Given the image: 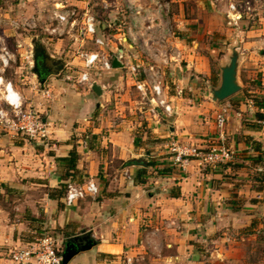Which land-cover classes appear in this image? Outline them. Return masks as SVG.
Listing matches in <instances>:
<instances>
[{"label": "crops", "instance_id": "1", "mask_svg": "<svg viewBox=\"0 0 264 264\" xmlns=\"http://www.w3.org/2000/svg\"><path fill=\"white\" fill-rule=\"evenodd\" d=\"M101 1L107 6V1ZM135 1L126 0L131 5ZM77 3L85 7L86 1ZM115 14H108L111 20ZM129 18L128 33L137 40L147 32L142 21L150 17ZM197 22L187 27L182 21L180 30L186 38L174 45L185 60L166 67L172 116L155 115L145 107L140 111L143 122H139L135 107L139 94L132 91L136 79L129 67L143 60L137 42L116 33L111 55H105L112 63L117 58L123 67L110 70L114 75L109 83L91 82V86H101V96L85 88L78 91V86L57 81L52 74L40 85L54 89L52 102L40 110L51 124L49 144L0 130V264H19L11 259V251L25 248L50 230L64 247L69 237L81 246L92 243L69 264H254L250 261L258 260L255 247L264 244V108L259 106L264 79H242L246 89L222 102L205 96L204 85L211 92L221 84V69L230 55L222 57L219 72L212 73L203 47L190 48L200 30ZM113 25L110 21L100 27L108 31ZM263 53L257 62L264 75ZM245 59L240 53V66ZM14 63L2 74L8 81L11 69L23 76L22 66ZM14 86L29 102L32 92L18 81ZM179 90L183 92L177 96ZM224 109L226 144L236 152L235 159L210 168H200L196 162L185 168L174 164L169 148L175 139L199 146L219 142L215 118ZM83 140L87 149L81 146ZM73 150L79 155L74 178L60 161ZM136 158L153 164L149 166L153 170L138 178L145 166L132 165ZM71 179L80 183L94 179L99 196L72 206L65 204L64 197L50 196L51 190ZM19 195L25 196L24 204L19 206L14 200L8 208L9 200Z\"/></svg>", "mask_w": 264, "mask_h": 264}, {"label": "rangeland", "instance_id": "2", "mask_svg": "<svg viewBox=\"0 0 264 264\" xmlns=\"http://www.w3.org/2000/svg\"><path fill=\"white\" fill-rule=\"evenodd\" d=\"M78 1H86L85 7L77 3ZM106 1L108 2L107 6L102 4L101 0H0V35L5 39L9 49L16 55L14 58L16 61V64L14 63L15 67L22 66L23 69V76L18 74L16 70L11 69L6 77L13 81L14 85H17L18 81L19 86L26 87L32 92L29 96L30 100L27 102L28 106L44 111L46 109L44 106L52 102V94H54L52 86L46 89L41 88L36 74L32 71L33 54L36 46L43 47L48 55L53 57V61H59L64 65L63 69L60 67L55 68L51 78L78 86V91H82L84 88L92 90L91 85L78 83L79 77L84 72L90 74L92 82L101 81L105 84L109 83L114 75L112 71L103 68L101 64H97L91 69L84 67V59L81 57L82 53L101 52L110 55L112 53L109 50L110 47L102 50L81 33V23L85 12L94 15L99 24L114 21L115 25L108 31H103L100 27L98 30L99 37L111 36L114 38V34L120 33L121 38L129 42L130 36L131 40L137 42L139 46L137 47L138 53L141 54L140 58L143 60L139 65L145 67L160 65L164 69L165 75H167L166 67L169 64L174 62L183 64L185 60L182 56L178 57L177 53L179 50L174 45V41L186 38V32L180 30L182 21L187 27H190L191 23L197 19L196 26L200 30L193 36L190 48L196 51L198 48L201 50L203 47V54L207 57L212 73L219 72L221 58H224L227 54L231 55V50L234 47L239 48L242 57L244 54V59L246 58L242 60L240 66L239 80L242 89L244 88L245 90L247 87L246 84L243 85L242 83V79L244 80L246 77L264 79L260 64L257 62L259 57H261L260 53L264 52V0H148L149 2L145 4L141 2L142 0H138L132 5L128 4L126 0H120L122 2L121 5L112 0ZM231 3H235L236 10L230 9ZM58 4L76 9L78 13L77 22L74 25L72 22L69 23L62 35H50L49 29L56 25L52 17L59 7L57 6ZM117 7L119 9H116ZM138 11L141 12L139 16L137 14ZM113 12L118 14H115L114 20H111L108 14ZM135 15L136 17H150L146 21H142L143 25L146 24L147 26L145 28L147 32L143 36H139L137 40L128 33V28L132 24L129 16L133 19ZM144 39L145 42H143ZM139 40L142 44L139 43ZM122 42L125 44L124 40ZM199 43L200 46L198 45ZM256 43L260 48L255 47ZM19 45H23V49H19ZM172 57H174L173 61ZM260 61H264V58H261ZM123 74L130 75V73ZM67 76L72 77L71 81L67 80ZM199 77L202 81V76L199 75ZM165 79H167V76ZM210 85H213V83L210 82ZM261 90L263 91L264 87L261 86ZM132 91L138 93L135 86L132 87ZM48 92L51 93V96L48 95ZM201 92L205 96H211L206 85L203 86ZM257 95L261 96L260 94ZM137 96L139 98L137 99L138 102L136 100L135 103L136 113L139 116V122H143L140 117V111L144 107L141 101L142 97L141 94ZM34 98L37 99L35 103ZM262 100H264V96ZM137 137H140L138 133ZM20 138L23 137L20 136ZM38 143L40 142L38 141ZM84 144L83 140L81 146L87 149L88 145ZM216 144L219 145L218 143ZM212 145H215V143ZM212 145L202 147L209 148ZM226 164L210 167H219ZM199 167L210 168L209 166ZM148 170L152 171L153 168L149 167L147 168ZM14 200H16L17 205H23L25 196L19 195L14 199H10L7 204L8 208L11 209L14 206ZM17 219H22V216L17 217ZM37 235H40V233L37 232ZM45 237L53 239L61 250L65 249L53 231L45 232L39 240ZM38 242L31 243L25 248H29ZM255 248V258H259L257 261L250 262L261 264L264 262V244ZM17 249L22 248L13 250Z\"/></svg>", "mask_w": 264, "mask_h": 264}, {"label": "built area", "instance_id": "3", "mask_svg": "<svg viewBox=\"0 0 264 264\" xmlns=\"http://www.w3.org/2000/svg\"><path fill=\"white\" fill-rule=\"evenodd\" d=\"M214 1V0H212ZM219 1V0H215ZM57 10L53 14L56 25L49 29V34L62 35L65 27L72 22L76 24L78 13L72 7L58 4ZM61 6V7H60ZM231 10H236L235 3L230 4ZM81 33L92 40L100 49L110 47L113 41L111 36L99 37L98 30L101 24L97 18L89 12L83 13ZM180 57V53H177ZM84 67L91 69L97 64L103 68L112 70V60L104 53H82ZM14 60V55L10 52L5 43V39L0 35V130L13 137H23L25 140L33 142L49 143L51 140V124L44 117V113L27 105L22 94L15 88L11 81L6 80L2 74L10 67ZM134 76L135 88L142 97L143 108L155 115L161 113L170 117L174 112L169 94V86L166 81L164 69L160 65H132L129 67ZM143 79H137L142 77ZM71 76L67 80L71 81ZM90 74L84 72L79 77V84H91ZM179 90L177 96L182 94ZM51 96V93L48 92ZM146 110V109H145ZM264 116V109L262 110ZM216 127L219 142L209 148H203L193 142L184 140H173L170 145V154L173 162L185 168L190 163L196 162L199 166H216L230 163L235 159L236 152L226 144V127L228 117L226 110H221L216 116ZM87 145V141H84ZM100 194L98 183L94 179H89L85 183L69 182L65 196V204L72 206L76 202L84 199H96ZM11 258L19 264H62L63 251L55 244L50 237L39 240L38 243L29 247L11 251Z\"/></svg>", "mask_w": 264, "mask_h": 264}, {"label": "water", "instance_id": "4", "mask_svg": "<svg viewBox=\"0 0 264 264\" xmlns=\"http://www.w3.org/2000/svg\"><path fill=\"white\" fill-rule=\"evenodd\" d=\"M232 54L229 57V62L224 65L221 69V84L218 88L211 89V99L214 102H222L235 94L239 93L242 89L239 80V68H240V52L239 48H234L231 50ZM34 63L32 66L33 73L36 74L40 85H44L47 77L53 74V72H48L44 69V63L46 59L50 58L46 53V50L41 46H36L34 48ZM55 65L61 66L59 61H55ZM113 68H122L123 64L116 58L113 60ZM92 90L98 95H102V88L100 85L94 83L92 85ZM138 161V159L136 160ZM130 164V163H129ZM92 243L88 242L86 245L81 246L75 240L69 241L65 245V250L63 253L62 264H69V262L81 251L90 249Z\"/></svg>", "mask_w": 264, "mask_h": 264}, {"label": "trees", "instance_id": "5", "mask_svg": "<svg viewBox=\"0 0 264 264\" xmlns=\"http://www.w3.org/2000/svg\"><path fill=\"white\" fill-rule=\"evenodd\" d=\"M261 103L262 104H260L259 106H260L261 109H263L264 108V100H262ZM60 161L66 163L67 170H68V173H69L68 176H72L73 177L75 175V173L77 172V164L79 162V155H78L77 151L76 150H73L70 153V155H69L68 158L61 159ZM131 164L132 165H137V166H145L147 168L149 166H151V163H146L145 161H131ZM145 167H143V168L141 167L139 169V171H138V178H140L143 174L145 175L147 173V168H145ZM70 181L71 182H76L73 179H71ZM140 182H142V181H140ZM78 183H80V182H78ZM67 189H68V183L66 185H62V187L60 189H58V190H51L50 191V196L52 198H54V199L61 200V198H63V197L65 198L66 193H67ZM71 239L69 237V239H67L65 242L67 243V242L71 241ZM66 243H65V245H66ZM62 251L64 253V250H62Z\"/></svg>", "mask_w": 264, "mask_h": 264}, {"label": "flooded vegetation", "instance_id": "6", "mask_svg": "<svg viewBox=\"0 0 264 264\" xmlns=\"http://www.w3.org/2000/svg\"><path fill=\"white\" fill-rule=\"evenodd\" d=\"M55 63V61H53V60H51V59H46V61H45V63H44V69H42V70H45V71H48V72H53L54 70H55V68H57V67H60L61 69H63V66L61 65V66H58V65H55L54 64Z\"/></svg>", "mask_w": 264, "mask_h": 264}]
</instances>
